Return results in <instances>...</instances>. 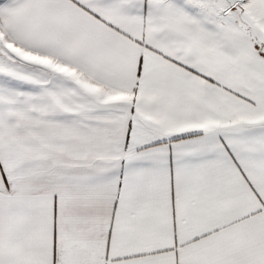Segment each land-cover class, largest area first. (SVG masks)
Listing matches in <instances>:
<instances>
[{
    "label": "snow or ice",
    "instance_id": "6c2138e0",
    "mask_svg": "<svg viewBox=\"0 0 264 264\" xmlns=\"http://www.w3.org/2000/svg\"><path fill=\"white\" fill-rule=\"evenodd\" d=\"M0 264H264V0H0Z\"/></svg>",
    "mask_w": 264,
    "mask_h": 264
}]
</instances>
